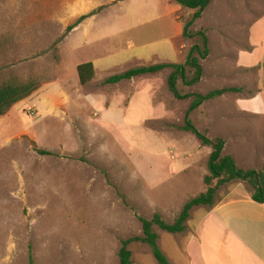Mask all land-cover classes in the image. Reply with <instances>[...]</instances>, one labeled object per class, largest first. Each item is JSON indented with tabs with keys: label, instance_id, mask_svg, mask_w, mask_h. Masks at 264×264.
Instances as JSON below:
<instances>
[{
	"label": "rangeland",
	"instance_id": "rangeland-1",
	"mask_svg": "<svg viewBox=\"0 0 264 264\" xmlns=\"http://www.w3.org/2000/svg\"><path fill=\"white\" fill-rule=\"evenodd\" d=\"M174 1L0 0V82L39 83L0 116V264H29V251L34 264H118L121 241L142 236L137 215L158 213L172 222L186 201L208 188L204 176L212 147L181 129L192 97L173 96L167 85L171 69L105 82L137 66L183 63L190 46L200 44L197 31H206L201 25L239 15L230 7L215 20L218 0H212L204 20L194 21L191 37H185L179 25L194 10L171 12ZM234 24L225 31L233 32ZM206 35L212 57L218 56L213 67L222 72L231 64V39L211 28ZM86 61L93 63L94 76L81 84L76 66ZM219 77L192 87L178 79L177 89L196 93L231 81ZM228 104L217 109L226 117L208 132L199 124L204 107L188 117L212 140L223 132L222 154L233 153L239 167L258 170L264 120L247 125ZM204 106H213L214 114V102ZM34 145L57 155H41ZM232 187L250 190L240 180L219 185L215 202ZM208 208H192L182 233L156 228L171 264H187L180 249ZM128 248L133 264H158L145 243L133 241Z\"/></svg>",
	"mask_w": 264,
	"mask_h": 264
},
{
	"label": "crops",
	"instance_id": "crops-1",
	"mask_svg": "<svg viewBox=\"0 0 264 264\" xmlns=\"http://www.w3.org/2000/svg\"><path fill=\"white\" fill-rule=\"evenodd\" d=\"M174 3L176 6H173L175 9H171V12L179 11L182 7L175 1ZM211 6L212 0L196 20H204ZM214 6L215 20L220 12H228L230 7L239 10L235 21L224 15L226 19L216 21L215 25L211 23L200 26L206 32L210 28L214 29L225 41L231 39L233 44L230 53L231 64L222 67V72L214 69L218 56L212 57L208 40L209 53L201 61L203 74L196 84L206 82L207 86L209 80L215 77L220 80L219 76L224 75L231 78L229 83L219 87H208L207 90L200 91L201 94L223 87H238L242 90L226 91L205 100V103L197 107L196 111L199 113L203 107L206 109L203 112V120L199 123L204 132L211 130L216 120H223L226 117L223 111L217 112V109L219 107L222 109V105L227 102L234 107L233 110L246 117L242 121H247V125L264 120V0H218ZM230 10L233 12L232 9ZM234 22V26L231 27L234 31L227 33L225 28L229 23ZM181 31L182 26L179 25L178 34ZM242 36H244L243 41L240 40ZM205 64H208L207 72L204 70ZM191 92L196 91L191 89ZM208 102H214V114H212L213 106L212 108L204 106ZM238 132L233 134L237 135ZM218 137L226 141L223 132L216 131L212 138ZM229 154L235 159L233 153ZM245 191L232 187L228 196L215 202L200 216L192 233L185 237L180 249L187 264H264V203L254 202L249 192Z\"/></svg>",
	"mask_w": 264,
	"mask_h": 264
},
{
	"label": "trees",
	"instance_id": "trees-1",
	"mask_svg": "<svg viewBox=\"0 0 264 264\" xmlns=\"http://www.w3.org/2000/svg\"><path fill=\"white\" fill-rule=\"evenodd\" d=\"M176 3L182 7L194 10L190 18L184 23L182 27V35L191 37L192 33L188 28L192 23L198 19L202 11L208 6L210 0H175ZM96 13L92 10L86 14L80 15L73 23L68 25L69 31L78 25L87 17ZM197 34L200 36V44H193L188 49L183 63H167L160 62L150 65H142L124 70L109 76L105 79L107 83H116L121 80L132 79L135 76L159 72L162 69L170 68L171 71L167 77V85L170 92L175 98L185 99L192 97L191 104L185 114L184 123L181 129L191 132L202 145L211 146L212 150L208 157V174L204 176V183L208 188L204 192L191 197L186 201L179 213L172 222L163 220L158 213H154L150 218L138 216L142 226V236H133L121 241V246L118 250V264H133L131 259V251L128 245L133 241H140L145 243L158 264H171L159 246V234L156 228L169 233H182L186 229V222L189 219L190 211L194 207L207 206L212 207L215 203L217 186L229 183L234 180L244 181L249 187L250 198L256 203H264V145H263V163L260 169H244L239 167L232 155H223L224 140L222 138H215L214 140L207 137L199 131L188 117L190 111L200 105L203 101L212 99L223 94L226 91H241L238 87H223L220 89L211 90L205 94L201 93H186L181 94L177 89V81L180 79L184 85L191 86L199 82L202 77L201 61L204 60L208 53V38L206 31L199 30ZM191 68V71L187 70ZM76 72L79 82L86 84L94 76V66L91 61H86L77 64ZM39 86V83L30 80H20L17 78H9L0 82V116L6 113L9 108L18 101L29 96ZM33 149L41 155H57L47 149L33 146ZM216 180L212 186L211 182ZM125 201V200H124ZM126 203V202H125ZM29 264H34L33 257L29 251Z\"/></svg>",
	"mask_w": 264,
	"mask_h": 264
}]
</instances>
